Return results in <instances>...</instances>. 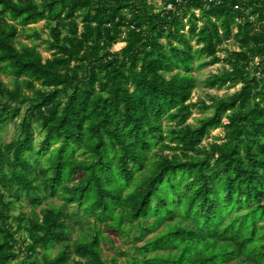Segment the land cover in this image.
Returning a JSON list of instances; mask_svg holds the SVG:
<instances>
[{"label":"trees","instance_id":"16d2710c","mask_svg":"<svg viewBox=\"0 0 264 264\" xmlns=\"http://www.w3.org/2000/svg\"><path fill=\"white\" fill-rule=\"evenodd\" d=\"M162 1L0 0V264H106L119 233L124 264H264V0ZM222 59L204 85L239 87L191 101Z\"/></svg>","mask_w":264,"mask_h":264},{"label":"rangeland","instance_id":"374dc122","mask_svg":"<svg viewBox=\"0 0 264 264\" xmlns=\"http://www.w3.org/2000/svg\"><path fill=\"white\" fill-rule=\"evenodd\" d=\"M152 1L155 3L157 8H159L163 3L162 0H152ZM32 29H36L40 33L41 37L35 38L28 36L27 33L32 32ZM47 34H48V29L45 25V21L40 20L36 23L29 24L28 26H26L25 30L17 36V39H20L21 41L26 43H31L32 41H35L42 55L48 56L49 50L46 49L45 42L42 40V38L46 37ZM123 43H124L123 40H118L113 44L112 48L118 49ZM231 49H237V44L232 39L226 38L223 40L221 49L219 50L218 54L221 57H225V55ZM222 67H228V62L225 59H222L212 64L205 65L203 67H195L192 70V74L196 79V84L191 93V97H190L191 101L199 102L203 100L205 104L211 105V103H214L218 98L226 97L227 95H229L231 92H233L235 89L239 87L240 85L239 83L235 85L225 84L223 86H214V87H207L204 85L203 83L204 77L210 73L219 71ZM2 76L8 83L10 82L9 75L3 73ZM25 91L30 92V90L28 89H25ZM211 112H212L211 106L205 108V110H201L198 107H193L191 116L189 117L188 121L191 123H196L199 117H201L204 114H210ZM18 121H19V117L11 118L10 120L7 121L6 124H4L0 128V134L3 141H9L10 139L15 137L18 128ZM222 135H223V129L221 127L212 128L210 129L209 133L203 138L202 143L209 144L211 141L215 139L214 137L216 136L220 137L217 138V140L221 141ZM48 200L53 203H59L61 201L60 198L56 196L51 197ZM24 203L25 205L23 206V209L28 210L30 208L29 205L25 201ZM42 205H44V203H42ZM38 208L39 206L37 207V209ZM17 211H18V207H16L13 210V213H17ZM68 221H70V219H68ZM82 223H84L82 229H80L78 225H75L71 237H74L80 232L87 230L88 222L86 221L85 218H83ZM134 230L135 228L132 227L131 231L133 232ZM19 234H21V232H19ZM150 235L151 233L147 234L146 237ZM115 239H116L115 245H111L108 240L101 241L102 256L104 257L106 264H124L126 258L125 251L130 252L132 249L131 247L132 241L130 237L126 238V236H124L123 233H119L117 236H115ZM137 243H139V241H137Z\"/></svg>","mask_w":264,"mask_h":264},{"label":"built area","instance_id":"2783aa9c","mask_svg":"<svg viewBox=\"0 0 264 264\" xmlns=\"http://www.w3.org/2000/svg\"><path fill=\"white\" fill-rule=\"evenodd\" d=\"M208 1H215V2H218L219 0H208ZM166 8H171L172 7V4L171 2H167L166 5H165Z\"/></svg>","mask_w":264,"mask_h":264}]
</instances>
